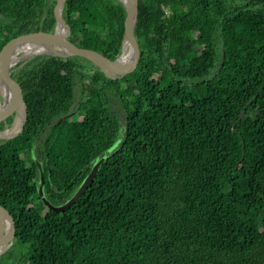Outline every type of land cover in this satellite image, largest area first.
Returning <instances> with one entry per match:
<instances>
[{"label":"trees","instance_id":"16d2710c","mask_svg":"<svg viewBox=\"0 0 264 264\" xmlns=\"http://www.w3.org/2000/svg\"><path fill=\"white\" fill-rule=\"evenodd\" d=\"M55 2L0 0V41L53 30ZM124 15L118 0H64L61 12L71 42L110 59ZM135 30L143 57L124 76L79 56L20 62L24 125L0 140L16 232L0 264H264V0H138ZM105 153L69 208L43 204L35 160L58 205Z\"/></svg>","mask_w":264,"mask_h":264},{"label":"water","instance_id":"95a60500","mask_svg":"<svg viewBox=\"0 0 264 264\" xmlns=\"http://www.w3.org/2000/svg\"><path fill=\"white\" fill-rule=\"evenodd\" d=\"M118 1L123 5L125 9V15L123 18L125 37L123 40L122 51L120 55L115 59H110L93 49L82 48L68 39V37L70 36V26L61 16L64 0H56L53 6V14L55 17V26L53 30H49L42 25H28L7 33L1 39L0 81L4 79L12 81L13 91L8 99L4 100V97H2V101H0V123L6 120L9 116H11L19 109H23V117L15 134H17L22 129L25 121L24 96L26 93V86L23 76L19 71V67L16 66V64L28 55L23 53L16 58V55H13L12 53V49L20 39L28 38L31 40H36L42 45L43 49L39 50L38 52L32 53L31 56H35L38 54H48L63 58L79 56L90 61L95 67H97L109 77L124 76L130 73H134L138 69L143 57L142 42L137 31L135 30V23L138 14V0ZM60 25H63L65 27L64 32L59 31L58 27ZM127 54L130 55V60L123 59V55ZM245 108L246 105L240 112L238 120L243 117ZM71 116L72 113H69L62 119H60V121L68 119ZM235 124L236 123L233 124V131L235 129ZM0 136L4 139H8L13 135L8 136L5 134V131H0ZM34 144L35 141L32 143V148ZM106 156L107 153L103 154L92 164L89 172L83 178L82 182L74 191V193L67 200L58 205L51 204L44 195V172L41 162L35 160L37 168L39 170V183L37 188L38 195L43 204L48 209L57 212H62L69 208L85 193L87 188L90 186L100 164L104 161ZM15 232L16 226L14 218L4 206V204L0 202V254L11 245L12 240L15 238Z\"/></svg>","mask_w":264,"mask_h":264},{"label":"bare ground","instance_id":"6f19581e","mask_svg":"<svg viewBox=\"0 0 264 264\" xmlns=\"http://www.w3.org/2000/svg\"><path fill=\"white\" fill-rule=\"evenodd\" d=\"M58 28H59L60 32L65 31V27L63 25H60ZM41 49H43L42 45L38 41L31 40L28 38H23V39H20L16 43V45L12 49V53H13V55H16V58H17L18 56L22 55L23 53L28 55L29 53L38 52ZM123 59L130 60V55L129 54L123 55ZM12 91H13L12 81H10L8 79H4V80L0 81V93L4 97V100L8 99L11 96ZM5 134L6 135L11 134V130H7L5 132Z\"/></svg>","mask_w":264,"mask_h":264},{"label":"rangeland","instance_id":"374dc122","mask_svg":"<svg viewBox=\"0 0 264 264\" xmlns=\"http://www.w3.org/2000/svg\"><path fill=\"white\" fill-rule=\"evenodd\" d=\"M31 54L32 53H29L28 54V56H26V57H24L22 60H20L17 64H16V66H18V67H20V62H22V61H24L25 59H27V58H32V57H34V56H31ZM36 56V55H35ZM25 63V62H24ZM2 95H1V93H0V101H2ZM80 98H81V83H80V81L78 80V79H76V81H75V88H74V102H75V104H77V102L80 100ZM23 109H19L18 110V115L16 116V121H17V124L19 123V122H21V119H22V117H23ZM12 121V123H10ZM13 120H12V118H8L7 120H6V122H5V124L6 123H10V125L8 126V127H11V126H13ZM15 129V128H14ZM16 131H17V129L16 130H11V134H7L8 136H12V135H14L15 133H16ZM1 139H3V137H1L0 136V140ZM13 242H14V239L12 240V242H11V244H13ZM18 249H19V251H20V257H19V259H18V261H20L21 260V258H22V255L23 254H25L26 253V247L24 246V245H18Z\"/></svg>","mask_w":264,"mask_h":264},{"label":"flooded vegetation","instance_id":"af4514ba","mask_svg":"<svg viewBox=\"0 0 264 264\" xmlns=\"http://www.w3.org/2000/svg\"><path fill=\"white\" fill-rule=\"evenodd\" d=\"M74 105H76V104H74ZM74 107H75V106H74ZM74 107H73V109H72V112H70V113H72V116L75 115V114H77V113L75 112V110H74ZM17 113H18V111L14 112L11 116L8 117V118H12V120L14 121V122H13V126L8 127V126L10 125V123H12V121H11L10 123H6V124H5V122H6V120H7L8 118L0 123V131H1V132H2V131H5V132H6L7 130H12V129H14V128H15L14 130L18 129V127H19V125H20V122L17 124V121H16V116L18 115ZM68 114H69V113H68ZM72 116H71V117H72Z\"/></svg>","mask_w":264,"mask_h":264}]
</instances>
